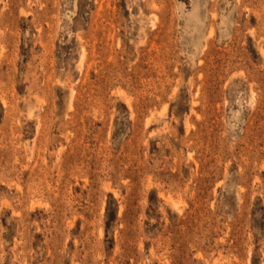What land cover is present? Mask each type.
<instances>
[{"label":"rangeland","instance_id":"374dc122","mask_svg":"<svg viewBox=\"0 0 264 264\" xmlns=\"http://www.w3.org/2000/svg\"><path fill=\"white\" fill-rule=\"evenodd\" d=\"M0 264H264V0H0Z\"/></svg>","mask_w":264,"mask_h":264}]
</instances>
